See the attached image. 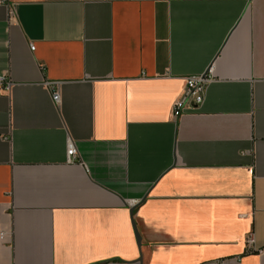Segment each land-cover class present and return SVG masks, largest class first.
Listing matches in <instances>:
<instances>
[{
	"label": "crops",
	"instance_id": "obj_1",
	"mask_svg": "<svg viewBox=\"0 0 264 264\" xmlns=\"http://www.w3.org/2000/svg\"><path fill=\"white\" fill-rule=\"evenodd\" d=\"M0 73V264H264V0L0 2Z\"/></svg>",
	"mask_w": 264,
	"mask_h": 264
},
{
	"label": "built area",
	"instance_id": "obj_2",
	"mask_svg": "<svg viewBox=\"0 0 264 264\" xmlns=\"http://www.w3.org/2000/svg\"><path fill=\"white\" fill-rule=\"evenodd\" d=\"M9 0H0L4 5H8ZM31 50L35 49V44H30ZM214 68L211 66L207 72L191 75L186 78V87L182 95L175 101L173 106V114L175 117H179L182 112L191 104L199 105L204 101L205 91L208 83L213 79ZM14 85L13 80L6 73H0V92L11 91ZM54 83L48 82L49 88L52 90V98L56 104L61 103L60 91L54 88ZM77 155V149L73 142L68 144V158L73 159ZM4 233L1 234L3 236ZM250 247L254 245L253 234H250L247 240ZM219 264H224L223 261Z\"/></svg>",
	"mask_w": 264,
	"mask_h": 264
},
{
	"label": "water",
	"instance_id": "obj_3",
	"mask_svg": "<svg viewBox=\"0 0 264 264\" xmlns=\"http://www.w3.org/2000/svg\"><path fill=\"white\" fill-rule=\"evenodd\" d=\"M133 209H134V208H132V212H133ZM139 244H140V239H139Z\"/></svg>",
	"mask_w": 264,
	"mask_h": 264
}]
</instances>
